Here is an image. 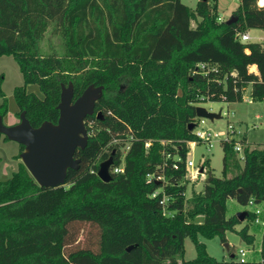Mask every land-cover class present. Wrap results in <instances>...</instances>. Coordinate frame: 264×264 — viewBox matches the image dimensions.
<instances>
[{
	"label": "trees",
	"instance_id": "obj_1",
	"mask_svg": "<svg viewBox=\"0 0 264 264\" xmlns=\"http://www.w3.org/2000/svg\"><path fill=\"white\" fill-rule=\"evenodd\" d=\"M238 2L236 20L227 25L215 0H198L194 9L181 0H0V57L11 56L24 86L35 84L43 94L16 87L18 119L24 113L32 128L56 124L62 87L72 86L73 100L89 86L102 87L85 119L87 145L75 153L79 169L68 171L65 185L39 187L22 163L0 180V264H178L186 238L196 258L181 264H261L232 255L218 261L198 237L224 243L227 232H236L240 222L227 217L228 200L264 205V150L249 149L244 138L224 142L222 178L207 171L202 190L189 199L183 180L199 102H241L249 88L251 100L264 101L261 45L239 41L253 29L264 35V7ZM49 30L62 52H42ZM199 63L218 71L193 74ZM252 66L258 76L248 73ZM0 98L3 118L1 90ZM236 143L245 145L242 165ZM110 157L113 167L123 162V173L103 183L98 168ZM148 175L164 181L148 182ZM245 212V220L254 219ZM85 227L94 233L81 245ZM236 233L253 242L247 227ZM261 251L264 259V236Z\"/></svg>",
	"mask_w": 264,
	"mask_h": 264
},
{
	"label": "rangeland",
	"instance_id": "obj_2",
	"mask_svg": "<svg viewBox=\"0 0 264 264\" xmlns=\"http://www.w3.org/2000/svg\"><path fill=\"white\" fill-rule=\"evenodd\" d=\"M198 0H181V3L187 7L194 9ZM217 4V13L220 19L227 21L233 17V13L239 6L238 0H215ZM258 6L259 0H258ZM264 7V6H263ZM192 27L195 24L192 23ZM49 30L41 43V49L44 54H47L53 49L57 53L63 51L61 41L58 35L51 34ZM251 37V43H263L264 35L261 30L253 29L248 31ZM24 86L22 75L16 62L11 56L0 57V90L6 101V113L2 118L5 126H12L18 123L17 113L18 106L13 96L14 89L16 87ZM25 87V91L28 94H34L39 99L43 98V94L35 84H28ZM223 100V99H222ZM250 101V102H248ZM2 99L0 98V103ZM197 107H202L209 112L220 114V118L214 121H205L204 129L210 130L211 134H215L219 131H225L228 122L232 123L235 128L236 141L245 139L247 147L249 149L264 150V101L257 102L251 100L250 88L246 90L243 95V100L237 103H226L224 101L210 102L201 101ZM228 113V115H227ZM218 140H214L215 144L212 149H208L204 143H197L194 148H191L188 154V159L192 160L195 167H200L203 161L207 162L206 172L203 176H198L195 180H185L186 182V199H189L192 193H198L203 188V182L205 180L207 171H211V174L217 178H222V158L223 151L221 146L217 143ZM124 152L125 149H122ZM20 155V146L12 141L5 139L3 135H0V180H8L12 173L17 170V165L20 159L17 158ZM240 165H242L241 155H237ZM231 175V174H230ZM229 175V176H230ZM188 207V204L186 208ZM227 217L235 216L239 212L247 211L251 212V208L240 207L236 202L228 200L226 203ZM260 218L264 220V205L261 208ZM243 227H247L248 235L253 238L251 244H247L236 233ZM236 232H227L225 234V242L222 243L219 237L207 240L202 237H198V241L203 243L206 247V252L210 257L215 258L218 261H229L230 256L234 255L239 250L247 251L246 260L250 262L260 261V247L262 237L264 235V226L254 224V219L245 220L235 227ZM94 233L90 229H85L78 236V241L81 245H88L87 237ZM227 244L229 249H226L224 245ZM183 256L178 260V264L181 262H187L196 258V251L191 239H184L183 243ZM235 259V258H234Z\"/></svg>",
	"mask_w": 264,
	"mask_h": 264
},
{
	"label": "water",
	"instance_id": "obj_3",
	"mask_svg": "<svg viewBox=\"0 0 264 264\" xmlns=\"http://www.w3.org/2000/svg\"><path fill=\"white\" fill-rule=\"evenodd\" d=\"M235 17L226 21L232 24ZM102 87L89 86L80 97L73 100L72 86L62 87L60 102L57 106L59 112L56 124L44 122L38 128H32L25 118L19 115V122L12 126H5L0 117V134L7 140L23 147L19 155L20 162L27 172L41 188H56L65 185L68 171H77L80 160L75 158L78 149L83 150L87 145L88 133L85 119L94 114L95 103L100 99ZM197 118L209 121L218 120L220 114L207 111L202 107L195 109ZM97 119L102 114L97 113ZM195 124L189 125L193 130ZM113 161L108 160L99 165L97 177L103 183L111 180L110 168ZM246 212H239L236 217L240 223L245 221ZM224 247L229 249L228 245ZM133 247L126 249L129 252ZM234 256L232 255L231 258Z\"/></svg>",
	"mask_w": 264,
	"mask_h": 264
},
{
	"label": "built area",
	"instance_id": "obj_4",
	"mask_svg": "<svg viewBox=\"0 0 264 264\" xmlns=\"http://www.w3.org/2000/svg\"><path fill=\"white\" fill-rule=\"evenodd\" d=\"M219 21H222V19L219 18ZM239 41L241 43H251V37L249 36V33L245 32V33L240 34L239 35ZM260 45H261V50L264 53V40H263V43H261ZM252 69L254 71H252ZM217 71H218V69H217L216 65L208 64V63H199L195 66V68L193 70V74H199L202 76H207L211 73H217ZM248 73L253 74L255 76H258V72H257V69L255 66L249 67ZM231 76L236 77V74L232 73ZM246 90L247 89H245L243 91V95L246 92ZM222 99L224 100V97H222ZM248 102H250V101H248ZM227 115H228V113H227ZM205 121H207V120L204 118H197V120L195 122V127L193 129V134H194L195 140L187 143V153H186V159H185V165H184L186 173H185V177L183 179L184 181L185 180H195L198 176H203L204 172H206V168L204 166L206 161H203L201 163L202 165L200 167H195V164L193 163V161L188 159V154H189L190 149L194 148L197 143H199V142L204 143L208 149H212L214 147V144H215L214 140H218L217 143L220 146L224 142H229L231 140H235L234 137H235L236 133H235V128H234L232 123L228 122V126H227L225 131H219L215 134H211L210 130L203 128ZM149 145H150V143H146L145 148H148ZM244 148H245V145H241L239 143H236L234 148H233L236 155H239V156L241 155L242 161H243ZM169 158H171V154L166 155V160H168ZM122 160H123V158H122ZM177 161H180V160L177 158ZM171 168L173 170H178V168H179L178 163L173 162L171 165ZM110 173H113V174L123 173V162H121V165H119V166H116V167L112 166L110 168ZM146 179L148 182H151L153 180L157 181V182L164 181V177L161 175H158V176L148 175ZM157 195H158V192H155L151 195V197L155 198ZM165 202H166V199L163 197L161 203H165ZM248 206L252 209L251 213L254 216V224L264 226V220H262L260 218L262 205L256 206V205H253L252 202H249ZM164 215H169V214H167V212L164 211ZM261 243H262V241H261ZM259 253H260V261H258V262L261 264H264V259L261 258V253H262L261 247H260ZM234 257L239 263L248 262V260H246L247 251H245V250H239L235 254Z\"/></svg>",
	"mask_w": 264,
	"mask_h": 264
},
{
	"label": "bare ground",
	"instance_id": "obj_5",
	"mask_svg": "<svg viewBox=\"0 0 264 264\" xmlns=\"http://www.w3.org/2000/svg\"><path fill=\"white\" fill-rule=\"evenodd\" d=\"M259 5L263 7L264 6V0H259ZM252 71H254V70L252 69Z\"/></svg>",
	"mask_w": 264,
	"mask_h": 264
},
{
	"label": "crops",
	"instance_id": "obj_6",
	"mask_svg": "<svg viewBox=\"0 0 264 264\" xmlns=\"http://www.w3.org/2000/svg\"><path fill=\"white\" fill-rule=\"evenodd\" d=\"M18 122H19V119H18Z\"/></svg>",
	"mask_w": 264,
	"mask_h": 264
}]
</instances>
